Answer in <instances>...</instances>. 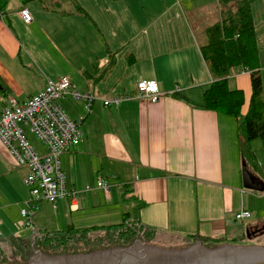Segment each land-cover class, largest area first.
<instances>
[{
	"label": "crops",
	"instance_id": "crops-1",
	"mask_svg": "<svg viewBox=\"0 0 264 264\" xmlns=\"http://www.w3.org/2000/svg\"><path fill=\"white\" fill-rule=\"evenodd\" d=\"M74 1L80 6L69 14L42 10L48 16L38 31L21 16L28 7H9L11 13L0 18V116L4 94L27 100L62 77L80 93L98 98L91 113L71 95L61 101L83 132L79 144L61 157L78 210L70 199L40 204L34 227L27 228L21 212L30 199L28 171L18 167L0 141V245L8 251L11 245L30 243L40 231L38 223L56 231L120 225L124 214L136 208L158 247L184 245L187 254L199 248L202 255L264 250V234L253 233L264 227V192L243 186L237 120L205 109L204 94L212 84L200 51L206 38L200 44L192 29L205 22V31L220 21V1ZM14 21L28 30L14 29ZM143 81L157 82L162 95L157 102L136 97ZM230 81V88L244 92L245 116L253 92L251 73L235 69ZM118 96L133 98L117 106L101 100ZM38 143L37 152L45 153ZM258 160L263 166L264 158ZM100 179L111 186L110 194L97 187ZM122 201L133 208L125 211ZM243 210L251 218L237 220ZM96 212L98 218L89 216ZM102 221L118 223L94 225Z\"/></svg>",
	"mask_w": 264,
	"mask_h": 264
},
{
	"label": "trees",
	"instance_id": "trees-1",
	"mask_svg": "<svg viewBox=\"0 0 264 264\" xmlns=\"http://www.w3.org/2000/svg\"><path fill=\"white\" fill-rule=\"evenodd\" d=\"M11 0H0V18L6 16L8 5ZM24 6L34 1L45 0H18ZM52 1V0H49ZM74 2V0H60ZM221 5V20L208 26L205 30L206 43L200 47L202 57L210 73L212 84L204 94L205 109L209 111L222 112L236 118L238 123V137L240 155L246 163V168L251 174L264 182V165L258 160L257 152L252 148L254 141H261L264 148V84L260 68V51L257 42L256 27L252 7L255 2L261 0H219ZM54 3L57 7L54 11L62 9L63 4ZM58 9V10H56ZM235 69L247 70L251 73L252 98L248 113L242 115V107L245 102L244 92L240 89H232L229 81ZM134 217V218H132ZM134 220L136 224L129 223ZM124 224L109 227L75 228L68 226L60 231H36L33 240L41 250L51 242L58 243L62 248L60 253L69 254L64 248L70 246V240L80 232L84 235L89 231H102V234L119 233L122 238H132V228H138L142 232L152 236V230L145 229L139 220L138 210L124 214ZM264 230V227H262ZM101 233V232H99ZM80 236V237H82ZM79 237V238H80ZM78 238V239H79ZM84 238V237H83ZM195 239L204 241V238L195 236ZM126 242H129V240ZM44 241V242H43ZM68 249V248H67ZM83 249L81 251H87ZM100 250V249H98ZM52 253L57 251H51ZM0 246V264H6L8 257ZM7 257V258H6Z\"/></svg>",
	"mask_w": 264,
	"mask_h": 264
},
{
	"label": "built area",
	"instance_id": "built-area-1",
	"mask_svg": "<svg viewBox=\"0 0 264 264\" xmlns=\"http://www.w3.org/2000/svg\"><path fill=\"white\" fill-rule=\"evenodd\" d=\"M21 16L28 24L34 19L28 9H24ZM242 71L249 73L247 70ZM137 88V98L144 97L157 102L162 96L157 82L143 81ZM68 95L84 101L88 113H91L98 99L91 93H80L67 77L49 82L43 92L24 101L9 95L2 98L0 141L18 167L28 171L25 184L29 188L30 199L21 212L27 228L34 227V216L40 204L50 203L55 206L59 201L70 199L72 209H79V200L75 193L68 191L66 173L61 167V157L83 138L80 123L71 120L61 105V101ZM132 98L118 96L112 100H101L104 106H117ZM28 131L42 144L45 153L37 152L30 142ZM97 187L107 194L111 192V186L102 179L98 180ZM251 216L249 211L243 210L236 219L244 220Z\"/></svg>",
	"mask_w": 264,
	"mask_h": 264
},
{
	"label": "rangeland",
	"instance_id": "rangeland-1",
	"mask_svg": "<svg viewBox=\"0 0 264 264\" xmlns=\"http://www.w3.org/2000/svg\"><path fill=\"white\" fill-rule=\"evenodd\" d=\"M62 1L60 0H45L43 2L39 1H34L31 2L27 5H23L20 1L18 0H11L8 8L10 7V11L19 9L20 7H28V9L32 10L34 16L33 23V29L38 31L43 28L42 23L46 20L48 14L44 15L42 13V10L45 9V7L54 8L56 7L54 3H61ZM76 4H75V3ZM64 2L61 3L63 4L62 9L59 10L58 13H66L69 14V11L71 9H74V5L79 7L80 5L78 2ZM57 8V7H56ZM40 9V10H39ZM29 10V11H30ZM37 10H39V15L37 13ZM53 10V9H51ZM58 10V9H56ZM47 11V10H45ZM31 12V11H30ZM8 14L9 10L7 11ZM253 15H254V22H255V27H256V32H257V39H258V45H259V51H260V68H261V75L263 78V83H264V0L255 2V5L253 7ZM208 20V18H206ZM15 25L18 30H28V27H24L23 24L15 22ZM27 25V23H25ZM30 25V24H29ZM206 27L205 22H202L200 24H193V29L192 31L195 33L198 41L200 44H203L204 37L206 38L205 31L203 29ZM207 41V40H206ZM65 71H69V67H64ZM33 72H36L33 70ZM2 81V86L5 87L4 81ZM232 82V81H230ZM233 84V83H231ZM233 87V86H232ZM1 95V92H0ZM4 95H9L10 93L4 94ZM15 97V96H14ZM18 99V98H17ZM24 99V98H23ZM23 99H20L21 101H24ZM0 104H1V97H0ZM1 108V106H0ZM237 133H238V126H237ZM28 135L30 137V142L33 144V146H37L38 140L33 136L32 133L28 131ZM238 143H239V137H238ZM256 148V152H258V157L262 160L264 158V149L261 141L257 140L252 143ZM243 159L241 158V165L240 169L241 171L243 170ZM264 197V196H263ZM257 198H251L250 199V205H252V208H256L257 206ZM124 205L125 211H130L133 208V204L131 202L127 201H122L120 203ZM249 204V203H248ZM261 206L264 207V201L261 202ZM132 212L134 209L131 210ZM131 212V213H132ZM255 215L257 213H254ZM100 213H92L89 216H95V218H98ZM134 218V217H132ZM90 218L89 220H91ZM134 220L129 221L126 225H124V228L129 227V223L136 224L133 222ZM38 223V222H37ZM61 229L65 227V224H63L61 221ZM115 224L118 222L114 221H102L100 223L96 222L94 225H103V224ZM47 224L50 226L52 225V222L50 219L47 220ZM124 224V223H122ZM40 224H36L37 228H40V231L45 232V231H54L49 228H43V226H39ZM121 225V224H120ZM132 233L133 236L132 238H128L129 242H126V238H122L119 233H115V231L111 234H108L107 231L106 233L102 234V231L96 232V231H89L85 236H82L85 234V232H80L77 236H75L72 240H70L71 245L67 246V248H64L63 250L67 251L69 250V254L66 253H60L62 248L58 246V243L51 242V244H47L45 246L46 250H41L38 248V245H35V240L33 238L30 240V243L28 244H22L21 246L17 245H11L7 249H4L1 245L2 250L5 252L4 254L7 255V261L8 263L6 264H101V263H106L105 261L109 258L112 260V264H120V260L124 258H128L130 260H134V263L130 264H142L145 262V260L149 261L150 258L149 256L153 255V262H160V261H155V260H161V259H172L174 263L171 264H180L181 262H186V264H209V261L207 257L200 255L198 251H194L190 254H187L184 245L183 246H172V247H158L154 244V237H152L149 233L142 232L138 228H132ZM82 236V237H80ZM80 237V238H79ZM84 237V238H83ZM79 238V239H78ZM127 240V241H128ZM44 242V241H43ZM247 243V242H244ZM192 244H189L187 248L192 246ZM249 247L242 248L243 250L247 249ZM83 249H88L87 251H81ZM100 249V250H98ZM195 250H197L195 248ZM51 251H57L52 253ZM255 251L258 252V250L255 249ZM146 252V253H145ZM264 252V251H262ZM100 254V255H95V254ZM152 253V254H148ZM245 257H251L255 258V256L251 254H244ZM257 255V254H256ZM121 257V258H120ZM46 258L49 259V261H46ZM198 258V259H197ZM63 260V261H60ZM60 261V262H58ZM70 261V262H69ZM200 262V263H199ZM150 263V262H149ZM153 263V264H156ZM152 264V263H151Z\"/></svg>",
	"mask_w": 264,
	"mask_h": 264
},
{
	"label": "water",
	"instance_id": "water-1",
	"mask_svg": "<svg viewBox=\"0 0 264 264\" xmlns=\"http://www.w3.org/2000/svg\"><path fill=\"white\" fill-rule=\"evenodd\" d=\"M242 165H243L242 173H243L244 188L263 193L264 182L248 171V169L246 168V163L244 161ZM224 252H228V254ZM239 252H242V254L237 253L236 251H224V250H218V252L208 251L206 252L208 253L206 254V256H209L207 257L209 264H264V252H257V251L249 252V251H241V250ZM246 253L255 256V258L245 257L244 254ZM95 255H100V254L97 253ZM46 261H49V259L46 258ZM119 262L120 264H126L124 259H121ZM111 263L112 261H110V264Z\"/></svg>",
	"mask_w": 264,
	"mask_h": 264
},
{
	"label": "flooded vegetation",
	"instance_id": "flooded-vegetation-1",
	"mask_svg": "<svg viewBox=\"0 0 264 264\" xmlns=\"http://www.w3.org/2000/svg\"><path fill=\"white\" fill-rule=\"evenodd\" d=\"M254 235H257V236H259V235H261V234H264V230H262V228H257L254 232ZM199 250V248H197V251ZM201 251H203V250H201L200 249V251H198V252H200L199 254H204V253H202ZM224 251H226V250H224ZM228 251V250H227ZM240 250H236V252L237 253H240V254H242V252H239ZM263 250H258V252H262ZM146 253V252H145ZM210 253V252H209ZM224 253H226V254H228V252H224ZM148 254H152V253H148ZM203 256H205V257H209V256H206V255H203ZM153 255H151V256H149V258H150V260L149 261H147V260H145V262L144 263H142V264H153V263H156V262H153L154 260H153ZM198 259V258H197ZM112 259L111 258H109V259H107L105 262L106 263H101V264H110V261H111ZM124 261H125V263L126 264H130V263H134V260H130V259H128V258H124ZM155 261H160V262H158V263H156V264H171V263H174V262H172L173 260L172 259H161V260H155ZM150 262V263H149ZM186 262H187V260H186ZM186 262H181L180 264H186ZM200 263V262H199ZM112 264V263H111ZM178 264V263H177ZM188 264V263H187Z\"/></svg>",
	"mask_w": 264,
	"mask_h": 264
},
{
	"label": "bare ground",
	"instance_id": "bare-ground-1",
	"mask_svg": "<svg viewBox=\"0 0 264 264\" xmlns=\"http://www.w3.org/2000/svg\"><path fill=\"white\" fill-rule=\"evenodd\" d=\"M49 10V9H48Z\"/></svg>",
	"mask_w": 264,
	"mask_h": 264
}]
</instances>
